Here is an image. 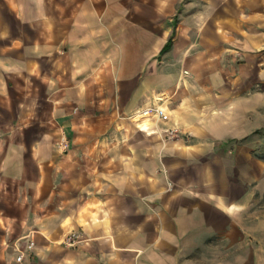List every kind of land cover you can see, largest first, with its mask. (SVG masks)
Returning <instances> with one entry per match:
<instances>
[{
	"label": "crops",
	"instance_id": "1",
	"mask_svg": "<svg viewBox=\"0 0 264 264\" xmlns=\"http://www.w3.org/2000/svg\"><path fill=\"white\" fill-rule=\"evenodd\" d=\"M260 78L264 0H0V264H256Z\"/></svg>",
	"mask_w": 264,
	"mask_h": 264
},
{
	"label": "rangeland",
	"instance_id": "2",
	"mask_svg": "<svg viewBox=\"0 0 264 264\" xmlns=\"http://www.w3.org/2000/svg\"><path fill=\"white\" fill-rule=\"evenodd\" d=\"M256 90L259 93V108H258V128L254 131L253 146L259 159L264 161V78H260ZM264 174V173H263ZM256 196L253 201L254 207L252 215L244 217V223L248 229L252 227L253 237V254L257 257L256 264H264V175L255 185ZM249 249H242L243 256Z\"/></svg>",
	"mask_w": 264,
	"mask_h": 264
},
{
	"label": "built area",
	"instance_id": "3",
	"mask_svg": "<svg viewBox=\"0 0 264 264\" xmlns=\"http://www.w3.org/2000/svg\"><path fill=\"white\" fill-rule=\"evenodd\" d=\"M139 115H142V116H147V115L161 116V115H163V109L159 106H147L139 112ZM174 131H175V129H169L168 130L169 133H173ZM64 145H66L65 142H64ZM80 235H81L80 232L71 231V232L66 234L65 238L63 239V242L65 244H68V245H73L76 243V241H78V239L80 238ZM16 258L18 260H20L22 258V254L21 253L18 254Z\"/></svg>",
	"mask_w": 264,
	"mask_h": 264
},
{
	"label": "trees",
	"instance_id": "4",
	"mask_svg": "<svg viewBox=\"0 0 264 264\" xmlns=\"http://www.w3.org/2000/svg\"><path fill=\"white\" fill-rule=\"evenodd\" d=\"M170 40L165 44L164 48H166L169 45Z\"/></svg>",
	"mask_w": 264,
	"mask_h": 264
}]
</instances>
